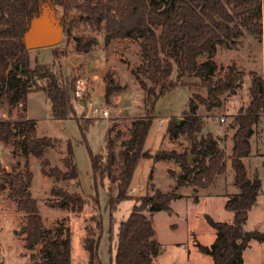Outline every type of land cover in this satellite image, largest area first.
Segmentation results:
<instances>
[{
    "label": "trees",
    "instance_id": "trees-1",
    "mask_svg": "<svg viewBox=\"0 0 264 264\" xmlns=\"http://www.w3.org/2000/svg\"><path fill=\"white\" fill-rule=\"evenodd\" d=\"M46 2L62 9L61 27L69 36L84 26L96 34L104 33L107 46L117 39L140 41L143 65L135 76L145 93L147 116L133 122L129 139L121 140L119 136L114 140L108 138L107 156L92 160L96 181L98 177L102 181L111 176L117 182L118 193L110 198L111 212L116 211L121 202L135 199L130 193L131 185L143 158H151L155 162L175 161L181 168L179 181L202 189L210 187L227 172L225 155L218 143L211 135L198 138L205 126L204 119L198 114L199 104L205 105L208 111L221 107V96L235 89L238 76L215 78L219 66L213 56L219 45L228 46V43L241 38L244 28L254 36L264 35L262 0H0V108L21 106L23 110L22 120L14 125L9 120H0V143L7 144L13 137L20 136L18 146L22 154L26 158L32 156L41 160L45 150L59 140L37 136L36 121L26 116L29 94L44 92L56 118H77L72 96L74 82L69 83L62 71L54 66L37 65L31 69L30 51L23 42L30 22L39 15L41 5ZM155 26L161 27L159 35L154 32ZM74 40L77 53H89L99 45L96 35L81 34ZM53 51L58 59L59 52ZM204 55L209 58L200 62L199 58ZM175 68L177 78L173 81ZM189 77L197 78L199 84L187 83L185 79ZM177 86H187L193 94L184 118L170 119L168 131L172 139L186 138L191 144L190 151L160 150L155 155H146L144 147L155 119L156 104ZM198 88L207 91L206 99L196 95ZM119 90L112 77L107 76L105 101L110 103ZM250 93L251 101L240 110L233 135L231 166L239 193L227 200L225 208L234 213V220L228 224L206 216L209 226L217 232V238L210 247L197 245L202 254L212 258V264H244L243 253L251 242H264L263 232L244 230L248 213L257 205L263 190L259 178L250 179L244 163L251 154V137L264 104L262 77L252 78ZM90 124V121H82L80 127L87 130ZM190 157H194L192 162ZM63 162L66 171L43 160V174L64 181L77 180L78 171L70 144ZM116 171L118 175H115ZM4 175L11 190L10 197L18 210L27 215V224L22 229L25 247L32 249L38 242L45 244L40 259L33 257V264H72L70 232H67L66 240H62L61 236L51 238L44 230L37 201L29 190L33 181L29 163H26L25 172L4 171ZM175 187L178 190V185ZM52 193L60 199L61 208L82 212L89 204V200L80 193H70L61 188L53 189ZM177 196L182 197L174 191L156 189L153 195L136 199L139 204L120 224L115 264H153L159 245L154 239L156 232L152 222L143 212H169ZM93 204L95 214L89 222L95 227L86 225L84 239V250L91 263L99 260L103 234V218L97 197Z\"/></svg>",
    "mask_w": 264,
    "mask_h": 264
},
{
    "label": "rangeland",
    "instance_id": "rangeland-1",
    "mask_svg": "<svg viewBox=\"0 0 264 264\" xmlns=\"http://www.w3.org/2000/svg\"><path fill=\"white\" fill-rule=\"evenodd\" d=\"M52 7L55 11L54 18L61 26L62 9L55 5ZM262 23L264 25V0ZM244 31V35L235 43L219 45L213 56L219 66L215 78L238 76L235 89L221 96V107L208 111L205 105L199 104L198 110V114L205 121L198 138L211 135L218 143L225 155L227 172L218 177L210 187L202 189L179 181L180 172L177 174L179 169L174 168L175 161L155 162L151 158H143L134 173L131 185L130 193L135 199L121 202L114 212L110 210V198L118 193L117 182L111 176H106L103 182L99 177L96 181L92 160L107 156L108 138L114 140L119 136L121 140L129 139L133 122L147 116L145 93L135 76L138 68L143 65L140 41L117 39L107 46L104 43V33L96 34L82 26L71 36L62 29L61 39L56 46L31 50V69L37 65L54 66L56 70L62 71L69 83L74 82V89L77 80L84 79L87 90L83 101L87 104L92 102L93 107L105 109L109 116H93L89 105L79 106L73 101L77 118H56L51 102L44 92L35 91L29 94L26 116L36 121L37 136L57 139L59 143L47 148L42 160L32 156L26 158L22 154L18 146L20 136L13 137L7 144L0 143V264H33V257L40 259V253L45 247L43 242H38L32 249L25 247L22 229L27 224V215L18 210L15 201L10 197L11 190L4 175V171L25 172L27 162L33 174L29 190L37 201L44 230L51 238L61 236L62 240H66L67 232H70L72 264H115L120 224L129 218L134 207L139 204L136 199L153 195L156 189L162 192L174 191L182 197L177 196L172 201L169 212H143L152 222L156 232L154 239L159 245L153 264H212V258L202 254L197 245L210 247L217 238V232L209 226L206 216L228 224L234 220V213L226 210L225 204L229 198L239 193L231 166L237 116L251 101L252 78L264 79V35L257 37L245 28ZM154 32L159 35L161 27L155 26ZM81 34L96 35L99 45L89 53H77L74 39ZM53 50L59 52L58 59ZM208 58L204 55L199 61L204 62ZM107 76L112 77L114 83L120 87L110 103L105 101ZM176 78L175 68L172 80L176 81ZM185 81L191 85L199 84L195 77H189ZM195 93L203 99L208 97L204 88L196 89ZM192 94L189 87L177 86L159 99L155 107V119L144 147L146 155H155L160 150L190 151L191 144L186 138L172 139L168 124L172 118H184L183 114L189 110ZM195 101L199 102L196 98ZM22 113L21 106L12 109L4 106L0 108V120H9L14 125L22 120ZM220 118L225 121L221 122ZM81 120L91 122L87 130L80 127ZM251 143V154L244 159V163L250 179L259 178L263 190L258 196L259 205L254 206L248 213L244 230L264 233V123L260 117L254 127ZM68 144L74 152L78 179L64 181L57 177H46L41 167L43 160L66 171L63 159L67 156ZM192 159L194 157H191V162ZM115 175H118V171ZM177 185L178 190L175 187ZM59 188L70 193H80L89 200V204L82 212L61 208L60 199L52 193L53 189ZM96 197L103 218V234L99 260L91 263L84 250V239L87 235L86 225L95 227L89 219L95 214L93 199ZM97 234L96 231V237ZM243 259L245 264H264V242L252 241L250 247L244 251Z\"/></svg>",
    "mask_w": 264,
    "mask_h": 264
},
{
    "label": "water",
    "instance_id": "water-1",
    "mask_svg": "<svg viewBox=\"0 0 264 264\" xmlns=\"http://www.w3.org/2000/svg\"><path fill=\"white\" fill-rule=\"evenodd\" d=\"M55 11L51 3H43L40 13L33 18L24 35L23 42L27 50H39L56 46L62 36V28L54 18ZM83 106L85 103H81ZM191 160V157H190ZM258 173H256V177Z\"/></svg>",
    "mask_w": 264,
    "mask_h": 264
},
{
    "label": "built area",
    "instance_id": "built-area-1",
    "mask_svg": "<svg viewBox=\"0 0 264 264\" xmlns=\"http://www.w3.org/2000/svg\"><path fill=\"white\" fill-rule=\"evenodd\" d=\"M86 90L87 89H86L85 80L84 79H78L76 82L75 91L73 93L74 103L78 104L79 106H83L81 103H85L83 100H84V97L86 95ZM86 105L90 106V108H91L90 112L93 114V116H97L99 114H102L103 117L109 116L108 112L105 109H99V108L93 107L92 102H88V104L85 103L84 107ZM260 118L262 119V121L264 123V104H263L262 111L260 113ZM220 121L224 122L225 120H224V118H220ZM159 127H160V125H159Z\"/></svg>",
    "mask_w": 264,
    "mask_h": 264
},
{
    "label": "crops",
    "instance_id": "crops-1",
    "mask_svg": "<svg viewBox=\"0 0 264 264\" xmlns=\"http://www.w3.org/2000/svg\"><path fill=\"white\" fill-rule=\"evenodd\" d=\"M28 117V116H27ZM28 119H30V118H28ZM36 129H37V123H36ZM174 168L176 169V168H178L179 169V171L177 172V174H179V172L181 173V168L179 167V165L177 164V163H175L174 164ZM175 169H172L174 172H176L175 171ZM169 170H171V169H169ZM168 170V171H169ZM247 172H248V170H247ZM249 174V173H248ZM259 205V200L257 199V205L256 206H258ZM245 264V263H244Z\"/></svg>",
    "mask_w": 264,
    "mask_h": 264
}]
</instances>
